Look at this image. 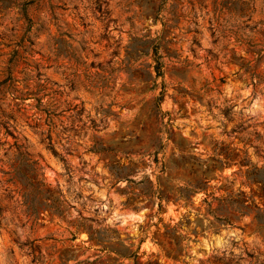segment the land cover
Masks as SVG:
<instances>
[{
	"label": "rangeland",
	"instance_id": "rangeland-1",
	"mask_svg": "<svg viewBox=\"0 0 264 264\" xmlns=\"http://www.w3.org/2000/svg\"><path fill=\"white\" fill-rule=\"evenodd\" d=\"M0 207V264H264V0H0Z\"/></svg>",
	"mask_w": 264,
	"mask_h": 264
},
{
	"label": "trees",
	"instance_id": "trees-1",
	"mask_svg": "<svg viewBox=\"0 0 264 264\" xmlns=\"http://www.w3.org/2000/svg\"><path fill=\"white\" fill-rule=\"evenodd\" d=\"M155 57H156V60L158 61L159 55H157L156 52H155ZM158 99L160 100V97H158ZM16 148H17V151H18V156L17 157L20 159L21 164L24 165V167L28 168L27 169L28 170L27 173L22 171L20 168L17 169V172H19L20 175H22V176H24L26 178L29 176L27 174L30 173V174H32L34 176H29V178L34 179V180L41 176L39 178V181H40V185H42L43 184L42 181H43L44 178H43V173L40 172L41 166L38 164V161L31 157V155L26 151V149L23 147V145H21V144L16 145ZM42 192H43L42 190L37 188V193L41 194ZM46 198L47 197H45V199H43V200H46ZM44 202H45L46 206H49L50 208H54L55 210H58L57 209L58 207L53 206V204H51V203L47 204L46 201H44ZM0 213H1V207H0Z\"/></svg>",
	"mask_w": 264,
	"mask_h": 264
}]
</instances>
